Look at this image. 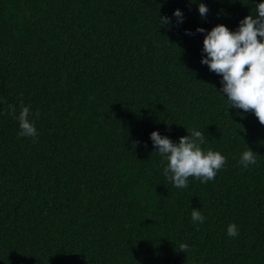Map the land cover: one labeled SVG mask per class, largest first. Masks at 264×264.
Returning <instances> with one entry per match:
<instances>
[{"label": "trees", "instance_id": "1", "mask_svg": "<svg viewBox=\"0 0 264 264\" xmlns=\"http://www.w3.org/2000/svg\"><path fill=\"white\" fill-rule=\"evenodd\" d=\"M261 2L0 0V264H264V125L201 63L207 32ZM193 127L227 162L176 188L150 134Z\"/></svg>", "mask_w": 264, "mask_h": 264}, {"label": "clouds", "instance_id": "2", "mask_svg": "<svg viewBox=\"0 0 264 264\" xmlns=\"http://www.w3.org/2000/svg\"><path fill=\"white\" fill-rule=\"evenodd\" d=\"M209 9L205 3L199 4L201 17H206ZM174 16L178 23L183 22V13L176 9ZM163 26L168 25L170 18L161 17ZM199 33H205L204 28H197ZM186 34L192 33L186 30ZM203 52L206 55L201 63L209 70L222 76L221 92L227 97L231 108L242 109L255 114L261 125H264V2L256 6V15H248L239 23L237 30L232 31L226 25L219 24L208 31L203 41ZM12 108L13 114L15 107ZM21 111L16 117L19 122L18 136L31 137L37 142L38 133L34 123L30 122V106L23 101ZM38 118L39 113H36ZM188 136H182L178 143L169 137L162 136L158 131L150 134V139L158 152L167 161L163 175L176 187L187 188L189 178H195L202 183L214 180L218 171L226 164V157L211 148L204 150V132L195 127L187 129ZM256 153L249 147L243 151L240 163L247 168L256 164ZM192 220L203 224L205 217L200 210L192 209ZM227 234L230 237L239 235L235 223L229 224ZM178 250L186 252L189 245L182 243Z\"/></svg>", "mask_w": 264, "mask_h": 264}]
</instances>
